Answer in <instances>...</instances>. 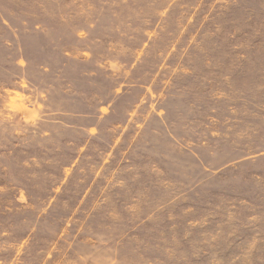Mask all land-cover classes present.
I'll use <instances>...</instances> for the list:
<instances>
[{"label":"rangeland","instance_id":"374dc122","mask_svg":"<svg viewBox=\"0 0 264 264\" xmlns=\"http://www.w3.org/2000/svg\"><path fill=\"white\" fill-rule=\"evenodd\" d=\"M0 264H264V0H0Z\"/></svg>","mask_w":264,"mask_h":264}]
</instances>
